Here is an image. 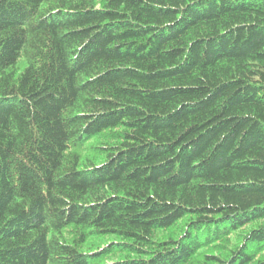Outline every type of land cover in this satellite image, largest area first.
I'll list each match as a JSON object with an SVG mask.
<instances>
[{
	"label": "trees",
	"instance_id": "obj_1",
	"mask_svg": "<svg viewBox=\"0 0 264 264\" xmlns=\"http://www.w3.org/2000/svg\"><path fill=\"white\" fill-rule=\"evenodd\" d=\"M0 264H264V0H0Z\"/></svg>",
	"mask_w": 264,
	"mask_h": 264
},
{
	"label": "rangeland",
	"instance_id": "obj_2",
	"mask_svg": "<svg viewBox=\"0 0 264 264\" xmlns=\"http://www.w3.org/2000/svg\"><path fill=\"white\" fill-rule=\"evenodd\" d=\"M178 230L176 229H172L169 232H162L159 231L157 234L158 238H166L169 237L171 235H175L177 233ZM114 239V237H110V236H106V237H101V238H93L92 240H90V244L89 247L90 248H97L103 245H106L107 243L111 242ZM231 243H226V247L225 248H220V247H208V248H204L201 250L200 254L198 255L197 259L198 260H202L203 259V255L204 254H210V253H214V254H221L219 253L220 250H225L227 248H230V246H233L235 243L239 242V239L237 237V235H233L232 238L230 239ZM110 261V260H109Z\"/></svg>",
	"mask_w": 264,
	"mask_h": 264
}]
</instances>
